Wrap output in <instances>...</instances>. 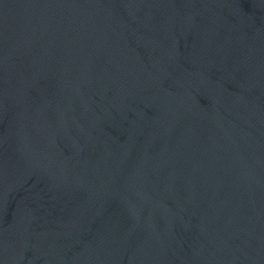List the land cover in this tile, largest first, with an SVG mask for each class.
Instances as JSON below:
<instances>
[{
	"label": "water",
	"instance_id": "obj_1",
	"mask_svg": "<svg viewBox=\"0 0 264 264\" xmlns=\"http://www.w3.org/2000/svg\"><path fill=\"white\" fill-rule=\"evenodd\" d=\"M0 264H264V0H0Z\"/></svg>",
	"mask_w": 264,
	"mask_h": 264
}]
</instances>
